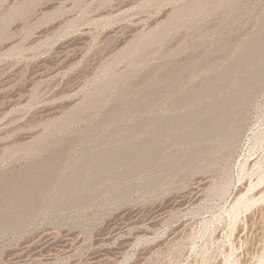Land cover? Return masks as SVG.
I'll return each instance as SVG.
<instances>
[{
	"label": "rangeland",
	"instance_id": "obj_1",
	"mask_svg": "<svg viewBox=\"0 0 264 264\" xmlns=\"http://www.w3.org/2000/svg\"><path fill=\"white\" fill-rule=\"evenodd\" d=\"M0 264H264V0H0Z\"/></svg>",
	"mask_w": 264,
	"mask_h": 264
}]
</instances>
